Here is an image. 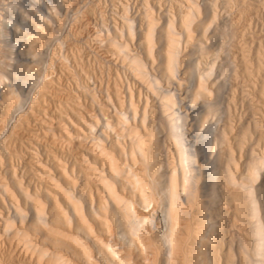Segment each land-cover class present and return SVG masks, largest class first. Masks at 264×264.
<instances>
[{"label":"bare ground","instance_id":"6f19581e","mask_svg":"<svg viewBox=\"0 0 264 264\" xmlns=\"http://www.w3.org/2000/svg\"><path fill=\"white\" fill-rule=\"evenodd\" d=\"M161 1L142 0L133 17L122 0H0V163L11 150L2 136L28 111H46L54 143L53 155L33 152L40 186L17 172L0 179V264L14 243L25 254L14 264H264V0H165V12ZM104 3L122 7L120 21L103 17L93 41L149 96L124 84L102 101L91 72L67 66L61 49L79 51L83 32L54 22L72 5L101 14ZM58 66L76 81L66 105L48 73ZM80 147L74 161L63 151Z\"/></svg>","mask_w":264,"mask_h":264},{"label":"rangeland","instance_id":"374dc122","mask_svg":"<svg viewBox=\"0 0 264 264\" xmlns=\"http://www.w3.org/2000/svg\"><path fill=\"white\" fill-rule=\"evenodd\" d=\"M142 0H122V2H124V4H126V5H128V7H129V10H130V12H129V15L131 16L132 14V16L133 17H135V16H137L138 14H140L141 12H142V2H141ZM128 2H129V4H128ZM161 4H159V5H161V7L159 6V9L162 11H166L167 9L169 10L170 9V3L167 1H165V0H162L161 2H160ZM105 5H101L100 7H102V8H100V11H102L101 12V14H99V11L98 12H94L95 14H93L92 12V16H91V13H86V12H89V8H87V10H85L84 11V9H86L85 7H83L82 6V4L81 5H72V11L71 10H69L70 12V14H71V12H72V14L71 15H69V17L66 15V13H65V10H66V12L68 11L67 9L68 8H70V7H67V8H65V9H63V11L61 12L62 13V15L60 14L59 16H62V17H58V19H57V21H55L54 23L55 24H57L56 26H59L58 25V23H59V21H61L60 23H61V26H65V29L64 30H68V28L69 29H71V27H72V29L73 28H76V25H77V27H79L80 28V30H79V32L81 31V32H85V34L83 35V33H81V35H79V39L81 38V36L83 37L80 41H82V42H79V44H76V43H78V42H76L75 40H72L73 41V44L75 43V45H78V50L79 51H77V49L75 48V46H71V42H69L68 43V45L66 46V47H64V50H63V48L61 49V48H59L58 46H55V49H56V51H57V53H58V56L59 55H61V53H62V51L65 53V51H66V53L65 54H68L69 55V62H66V63H68V65L67 66H69L68 68L69 69H74V68H77V66L80 64H83V66L85 67V70L86 71H88L89 73H90V76L91 77H93V78H90V79H87L86 81L89 83V85L91 86V88L93 89V87H95L94 88V90H95V92L98 94V96H97V98L98 99H100V100H102L103 101V98H105L104 96H105V94H104V92H106L105 90L106 89H108V90H110V91H113V90H115L116 89V87L118 86L119 88H122V86H124V84H125V86H127L126 88H131V89H133L134 90V92H138V91H140L139 92V94L141 95V97H145L146 96V94L147 93H145L144 91V89H142L143 87L141 86V84L139 85V82L137 83V81H135V79L134 78H132L131 76H130V74H129V72L126 70L125 71V69H123L120 65H119V62L120 61H118V64H117V61H115L116 62V64L117 65H119V66H116V64H113V61H111L112 59H114V58H112L113 57V55H115V54H112L110 51H106V50H108L107 48H101L100 47V45H98V44H95V42L94 41H96V40H94L93 38H95L94 36H96V32L94 33V30L95 31H97V34H98V28H100V30H102V28L100 27L101 25V19L103 20V17H104V21L106 22V23H108V20L109 21H111V22H109L108 24H114L116 21H120L119 20V18H120V14L122 13V12H120V11H122V7L119 5H112L111 3H108V4H106V3H104ZM109 5V6H108ZM75 6H76V8L77 7H79V9H82V11H84L85 13H83V14H86V16L84 17V18H88V19H91L90 20V22L91 23H89V25H87V26H83V27H81V26H79V24H77V22H75L74 21V18L73 17H75L73 14H75V11L74 10H79L78 8L77 9H75ZM80 6H81V8H80ZM164 7H165V9L166 10H164ZM70 8V9H71ZM84 8V9H83ZM167 10V11H168ZM103 13V14H102ZM137 13V14H136ZM103 15L102 16V18H100L101 16H99V15ZM135 15V16H134ZM91 16V17H90ZM117 16H119V18L117 17ZM66 17V18H65ZM67 17H68V19H67ZM63 18V19H62ZM116 20H114V19ZM61 19V20H60ZM62 20H64V21H66V22H64L63 21V23H62ZM69 20H71V22L69 21ZM85 20V19H84ZM107 20V21H106ZM75 23H73V22ZM81 21V20H80ZM114 23H113V22ZM57 22V23H56ZM99 22V24H97V23ZM59 23V24H60ZM94 23V24H93ZM90 24H91V26H90ZM68 25H69V27H68ZM72 25H75V26H72ZM93 25H94V28L95 27H97V28H93ZM256 24H253V26H252V28L253 27H255V28H253V29H251L252 30V32H255V31H257L256 29H258L259 28V30H260V28H261V25L258 23L257 25L258 26H260V27H256L255 26ZM61 26H59V27H61ZM90 26V27H89ZM87 27V28H86ZM58 28V27H57ZM62 28V27H61ZM64 28V27H63ZM83 28V29H82ZM89 28H91V30L89 29ZM88 29H89V31H91V32H88ZM94 29V30H93ZM97 29V30H96ZM84 30V31H83ZM99 30V31H100ZM259 30H258V32H259ZM86 33H90L89 34V36L86 34ZM93 34H95L94 36H93ZM86 35H87V37L90 39H88L87 40V37H86ZM84 37H86V40H85V38ZM91 37H92V40H91ZM94 40V41H93ZM83 41H85V42H83ZM87 41V42H86ZM90 42H91V44H90ZM92 42H94L93 44H92ZM83 44V43H86V44H89V46H90V48L91 49H93L94 47H96L95 49H93V50H91V49H88V47H86V46H82L81 44ZM97 43V42H96ZM44 43H42V45H40L41 46V48H42V46H45V45H43ZM86 44H83V45H86ZM80 45V46H79ZM95 45H98V47L97 46H95ZM69 46V47H68ZM82 46V47H81ZM102 47H104V46H102ZM72 48H74V49H72ZM87 48V49H86ZM97 48H100L101 49V51H102V53L101 52H97L96 50H98ZM60 49L62 50V51H60ZM72 49V51H70ZM81 49H82V51H81ZM83 49H86V50H84V55H83ZM100 49L98 50V51H100ZM106 49V50H105ZM137 50L138 49V47L137 48H134V50ZM91 50V51H90ZM104 50V51H103ZM183 50H184V47H183ZM70 51V52H69ZM76 51V52H75ZM81 51V52H80ZM77 52H80V53H77ZM110 54H108V53ZM64 53H62V54H64ZM73 53V54H72ZM97 53H99V56H98V54ZM82 54V55H81ZM112 54V55H111ZM74 55H76V56H74ZM101 55H104V56H101ZM71 56H72V58H71ZM83 56H84V58H83ZM112 56V57H111ZM116 56V55H115ZM114 56V57H115ZM80 57V58H79ZM81 57H82V59H81ZM101 57V58H100ZM103 57L104 58H106L107 59V57L108 58H112L111 60L110 59H108L107 61L108 62H106V60L104 59L103 60ZM81 59V60H80ZM115 59H116V57H115ZM71 60V61H70ZM83 60V61H82ZM111 61V62H110ZM84 62H85V64H84ZM78 65H77V64ZM109 63V64H108ZM112 64V65H111ZM88 65V66H87ZM122 65V64H121ZM116 66V67H115ZM87 67V68H86ZM119 67V68H118ZM103 68V69H102ZM111 68V69H110ZM88 69V70H87ZM94 69V70H93ZM114 69V70H113ZM92 70V71H91ZM107 70V71H106ZM54 71L56 72H54L53 73V70H51V71H49L48 73H49V77H50V79H52V77L51 76H53V80L54 81H56V85H57V89H59V91L57 92L58 94L57 95H60V99H63V101H62V105L63 104H68L67 102V99H66V97H68L69 95H70V93H72V92H70V91H73V93L71 94V96L73 95H75V93L77 92V86H76V81H75V79L67 72V71H69V70H66V69H64L63 67H57V70L56 69H54ZM94 71H95V75H93L94 74ZM106 72V73H105ZM127 72V73H126ZM53 73V74H52ZM103 73V74H102ZM115 73V74H114ZM113 74V75H112ZM70 75V76H69ZM67 76V77H66ZM96 76V77H95ZM70 77H72V78H70ZM118 77V78H117ZM67 78V79H66ZM74 79V80H73ZM92 79V80H91ZM121 79V80H120ZM59 80V81H58ZM88 80H90V81H88ZM114 80V81H113ZM128 82H127V81ZM132 80V81H131ZM123 83H122V82ZM101 82V83H100ZM58 83V84H57ZM121 83H122V85H121ZM95 85V86H94ZM111 85V86H110ZM120 85H121V87H120ZM139 85V86H138ZM93 86V87H92ZM109 86V87H108ZM114 86H116V87H114ZM96 87H97V89H96ZM140 88V87H142L141 89H138V88ZM76 88V90H74ZM65 89V90H64ZM67 89V90H66ZM112 89V90H111ZM136 89H138V91H136ZM103 90V91H102ZM107 90V91H108ZM141 90H144V91H141ZM62 92L63 93H65V94H62ZM70 92V93H69ZM75 92V93H74ZM142 93H143V95H142ZM67 94H68V96H67ZM97 94H95V95H97ZM144 94H145V96H144ZM62 95V96H61ZM148 95V94H147ZM47 96H48V98H47ZM64 96V97H63ZM66 96V97H65ZM149 96V95H148ZM62 97V98H61ZM100 97V98H99ZM88 98V97H87ZM45 99L46 100H43V105H44V108H46V110L48 111V115L50 114L51 116H53L54 117V115L55 116H57V115H59V109H60V102H52V99H51V97L49 96V93H46L45 94ZM150 99V101L152 102V100L154 99V100H156L155 98H153V97H150L149 98ZM152 99V100H151ZM83 100L86 102V100H87V102H86V104H88L89 106H91L90 108H94V106L95 105H93L92 103H91V100L88 98V99H85V97L83 96ZM153 100V101H154ZM48 101V102H47ZM49 101H50V103H49ZM149 101V102H150ZM47 102V103H46ZM64 102H66V103H64ZM49 103V104H48ZM56 104V106L58 107L59 106V108H57L56 106H55V104ZM59 103V104H58ZM156 103V101H154L153 103H150V105L152 104V106H151V108L152 107H154L153 105ZM48 104V105H47ZM50 104H52V105H50ZM157 104V103H156ZM155 104V105H156ZM47 105V106H46ZM54 105V106H53ZM49 106V107H48ZM53 106L54 108H52L53 109V111H52V109H51V107ZM96 107V106H95ZM47 108H49V109H47ZM97 108V107H96ZM51 109V110H50ZM50 110V111H49ZM57 110V111H56ZM26 111V110H25ZM28 111V110H27ZM52 111V112H51ZM54 112V113H53ZM28 113V115L27 116H29L28 117V119H26V118H23L22 120L23 121H14L15 123H16V125H14L15 123L12 121V125H13V130H12V132H10L9 133V136L7 135L6 137L4 136H2V139H5V138H7V139H5V140H3L5 143H6V146L8 147V149H11V150H9V152H10V155L7 157V159H8V162H6L7 161V159L5 160V162H4V164L3 163H0L1 165H0V179H2V177L4 178L3 180H7V182L9 181L10 182V177H9V172H7V171H10L11 173H15V172H17L16 174H18L17 175V177H18V179L19 180H21V179H23V181H26L27 183H28V181H29V183L30 182H32L31 184H33L35 187H38L37 185H41V181L39 182V180H40V176L38 175L39 173L38 172H36L38 169H37V165H35V163H36V161H35V158L34 157H36L37 156V154L35 153H33L34 151L36 152L37 151V149L39 148H45L46 150H49L50 151V154L51 155H53L52 154V151H51V149L53 150V148H52V144H54V143H51V142H53V140H52V138L50 139V138H47L46 136L44 137V135H45V127H44V125L41 123V121H40V118H41V116H42V118H45V116L44 115H46V111H42V113L40 114V116H39V118L38 117H33L32 116V113L30 112V111H28L27 112ZM44 113V114H43ZM52 113V114H51ZM63 113V112H62ZM47 115V116H48ZM49 115V116H50ZM238 115H239V113H238ZM238 115H236V119H235V123H236V125L239 123V116ZM238 116V117H237ZM38 118V119H37ZM28 120V121H27ZM34 120V121H33ZM237 121H238V123H237ZM19 122V123H18ZM24 122H25V124H24ZM38 122H40V123H38ZM18 123V124H17ZM22 123V124H21ZM27 124V125H26ZM40 124V125H39ZM43 125V126H42ZM16 126V127H15ZM17 126H19V127H17ZM21 126H23V127H21ZM25 126H26V128H25ZM36 126V127H35ZM15 127V128H14ZM23 128V129H22ZM16 129H17V131H16ZM24 129H25V131H24ZM42 129H44L43 131H42ZM15 130V131H14ZM21 130V131H20ZM2 131V129L0 128V132ZM23 131V132H22ZM31 131V132H30ZM17 132V133H16ZM43 132V133H42ZM15 133V134H14ZM11 135V136H10ZM33 136V137H32ZM36 136V137H35ZM38 137V138H37ZM10 138V139H9ZM33 138V139H32ZM37 140H36V139ZM42 140H41V139ZM47 138V139H46ZM14 139V140H13ZM34 139H35V141H34ZM38 139H40L39 141H38ZM50 139V140H49ZM7 140V141H6ZM10 140V141H9ZM12 140V141H11ZM43 140H45V142L43 141ZM37 141H38V143L39 144H37ZM40 141H41V143H40ZM46 141H47V143L49 144H47L46 143ZM51 141V142H50ZM44 142V143H43ZM13 143V144H12ZM43 143V144H42ZM45 144H47V145H45ZM24 145V146H23ZM42 147H41V146ZM52 145V146H51ZM11 146H12V148H11ZM35 146V147H34ZM44 146H46V147H44ZM37 148V149H36ZM82 147H80V148H77L76 150H74V152H68V149L66 148L65 150H63L64 151V153L66 154V157L67 158H70L72 161H74V160H76V158H77V156H78V158H79V153L82 151ZM15 152H17V150H18V152L17 153H15ZM75 151H77V152H75ZM15 154H14V153ZM31 152V153H30ZM73 153V154H72ZM44 153L42 152L41 153V157L40 156H38L40 159H44V158H46V156H44L43 155ZM69 154H72V155H70L69 156ZM75 154V155H74ZM36 155V156H35ZM69 157H68V156ZM74 155V156H73ZM34 156V157H33ZM44 156V157H43ZM43 157V158H42ZM50 158L49 159H52V157L51 156H49ZM74 157V158H73ZM10 158V159H9ZM77 158V159H78ZM33 159V160H32ZM69 159V160H70ZM45 160V159H44ZM44 160H43V162H44ZM70 160V161H71ZM46 161H49V160H47V158H46V160H45V162ZM35 162V163H34ZM9 164L10 166L9 167H7V168H11V169H5L6 168V166H8V165H5V164ZM34 165V166H33ZM4 168V169H3ZM36 168V169H35ZM30 169V170H29ZM25 170V171H24ZM36 172V173H35ZM23 173V174H22ZM34 173V174H33ZM38 173V174H37ZM8 174V175H7ZM36 175V176H35ZM30 176H31V178H30ZM39 176V177H38ZM6 177V178H5ZM27 178V179H26ZM39 178V179H38ZM29 179V180H28ZM30 179H32V180H30ZM3 180H0V185H1V183L3 182ZM4 182H6V181H4ZM8 182V183H9ZM26 182H24V183H26ZM26 183V184H27ZM39 185V186H40ZM1 191V190H0ZM5 206V205H4ZM6 207H8V208H6ZM2 209H3V213H2V215L3 214H5V215H3L4 217H6V216H8L10 213H12V207L10 206V204H9V202L7 201V206H5V207H3L2 206ZM11 210V211H8V210ZM7 211H8V215H6L7 214ZM1 220V219H0ZM0 223H1V221H0ZM3 231L1 230V224H0V235H3V233H2ZM2 233V234H1ZM3 240V239H2ZM4 241V243L3 244H5V245H8L7 244V242L5 241V239L3 240ZM9 246V249L8 250H6V251H4L3 252V254H1L2 256H3V261H6L7 259H8V262L6 261V263L5 264H8L9 263V261H10V263H11V258L12 257H14L13 259H14V262H17V258H19V259H21V257H22V259L24 258L25 259V254L24 253H20L21 251H20V249L17 247V246H15V243H14V245L13 246H11V244H9L8 245ZM7 246V247H8ZM17 247V248H16ZM15 250V251H14ZM19 250V251H18ZM12 251H13V253L15 252V254H12ZM11 255H10V254ZM18 253V254H17ZM16 257H15V256ZM22 255V256H21ZM8 256V257H7ZM12 256V257H11ZM20 256V257H19ZM11 257V258H10ZM16 258V259H15ZM11 264H14V263H11ZM16 264H18V263H16Z\"/></svg>","mask_w":264,"mask_h":264}]
</instances>
